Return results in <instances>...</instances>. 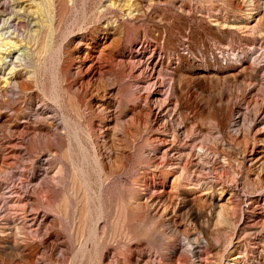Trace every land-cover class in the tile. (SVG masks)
<instances>
[{"label":"rangeland","instance_id":"rangeland-1","mask_svg":"<svg viewBox=\"0 0 264 264\" xmlns=\"http://www.w3.org/2000/svg\"><path fill=\"white\" fill-rule=\"evenodd\" d=\"M0 6V264H190L191 246L201 264H264V176L248 171L264 155V0ZM167 132L195 156L176 190L151 169ZM213 176L223 221L215 205L197 225L134 208Z\"/></svg>","mask_w":264,"mask_h":264},{"label":"bare ground","instance_id":"bare-ground-1","mask_svg":"<svg viewBox=\"0 0 264 264\" xmlns=\"http://www.w3.org/2000/svg\"><path fill=\"white\" fill-rule=\"evenodd\" d=\"M3 1L5 2L6 0H3ZM46 1H47V3L49 5H52V3H53V0H46ZM248 1H251L252 2L253 0H248ZM102 47H103V45H102ZM100 49H98V50H100ZM101 51H99V52H91L90 54H86V55H88V60L90 62H95L96 59L98 60L97 57H99V54L102 53ZM38 54H40V52ZM82 56H85V55L83 54ZM14 58L15 59L16 58L18 59V58H20V56L19 55H15ZM11 65H14V63L11 62ZM86 67H88V66H86ZM89 69H90V65H89ZM14 88L21 89V86H20L19 83H15L14 84ZM159 107H161V105H159ZM169 133L170 132H167V133H164L163 135L156 134V135H154V137H152L153 142L155 144V151H158L157 153H160V158L162 159L163 162L160 163L161 165L159 164L160 165L159 168H158L159 165L156 166L155 165V162H154V164L151 165V169L153 171V176L154 177L156 175L157 176L163 175V179H165V180H167V178L170 177L171 178V180L169 182L170 189H175L178 181L184 176V174H186L187 177H189L191 175V172L192 171L189 170V168L187 167V165H188V162L190 161V158L192 156H194V155H192V153H190V151L184 153L185 150L182 153L181 150H179L176 147V145H175L176 139H177V135L176 134H173V132L170 133V134ZM186 133H188V132H186ZM193 138H195V137H193V136L190 137L191 140ZM245 149H246V147L243 148V152L244 153H247V160H250L252 158V153H251V151L249 153L246 152L247 150H245ZM191 152H193V151H191ZM194 152L196 154H199L198 155L199 157L202 154L206 155L205 157H207V154L204 153L205 151H204V149H202V147H199V149L197 151H194ZM213 155L215 156V154H213ZM215 160H216V157H215ZM226 165H224V166L227 169L228 167ZM249 170L256 171V173L258 175L261 172L263 174V175L262 174L261 175L264 176V155L260 156L258 158V160H257L256 163H254L253 165L249 166L248 167V171ZM195 176H198V175H195ZM202 176L205 177L204 175H202ZM218 176L217 177H214L213 176V178L211 177L212 179L211 180L209 179V182L206 183L207 185L205 183H203L202 177L201 178L200 177H198V178L196 177L197 178L196 180L194 178V181L195 182H191L192 185H191V187L188 190L181 191V193L179 195V198L177 200L174 198L175 197L174 195L172 196V194L169 195L168 193H165L163 195L160 194L156 198L153 195H152L153 197L150 195L148 197V199H145L143 201H141V200H135L133 202L134 203V208L137 209V210H147V207H149V204H150V205H152L155 208V211H156V209L161 208V207H163V209H164V207H166V208L170 207L172 209V213L171 214H173L174 218H176L178 216L180 218L181 217H185L186 219H184V221L186 220V221L191 222L194 225H197V224H200L201 223L200 221H202L201 219H203V216L205 215L206 210H208L209 208H211V206H214L215 205V206H217V208H219V211L216 212L218 214L217 220L220 219L221 221H223L222 220L223 219L222 213H223V210L225 209V207H226L227 204H225V205L222 204V201L224 200L225 203L226 202H229V198L230 197H226L225 198L224 192H225V185L226 184L224 185L225 181L223 182V180L220 179L221 177H218ZM262 176H260L259 179ZM263 180H264V177H263ZM235 181H237V180L234 179L233 182H235ZM255 182L257 183L258 181H255ZM258 184H259V182H258ZM260 188H262V186H260ZM164 192H166V191H164ZM168 192H170V190ZM232 194H233V192L230 191V196ZM208 212H209V210H208ZM217 214H216V216H217ZM199 226L200 225H198V227ZM12 229L14 230V228H12ZM252 234L254 235V233H252ZM235 242H233V243H235ZM257 243H259V242H257ZM188 244H190V242ZM194 248L195 247H192L191 246V248L188 249V251H189L188 253H190V256H191V259H190L191 262H190V264H201L200 262H198V261L195 260V258L197 257V253L196 252H198L199 250L198 251L195 250L196 252L194 251L195 252L194 253L193 252V249ZM258 253H259V251H258ZM205 254H207V252ZM208 255H210V254H208ZM199 259H201V258H198V260ZM228 264H240V256L238 255V253L231 255V257H230V259L228 261Z\"/></svg>","mask_w":264,"mask_h":264}]
</instances>
